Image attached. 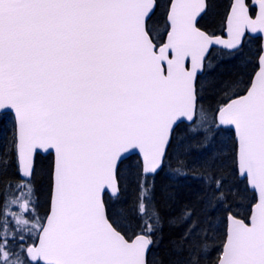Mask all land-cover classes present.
<instances>
[{"label": "snow or ice", "instance_id": "1", "mask_svg": "<svg viewBox=\"0 0 264 264\" xmlns=\"http://www.w3.org/2000/svg\"><path fill=\"white\" fill-rule=\"evenodd\" d=\"M159 8L0 0V110L13 113L0 133V264H264V43L221 84L215 108L197 87L210 46L239 52L264 34V0H228L223 36L200 24L207 0H166L157 17ZM226 130L230 154L189 159L193 139L208 148ZM41 151L53 156L44 213L33 182ZM130 152L140 157L135 198L119 219L105 196H119ZM166 165L202 182L195 202L167 216L155 183ZM165 225L182 231L161 254Z\"/></svg>", "mask_w": 264, "mask_h": 264}, {"label": "trees", "instance_id": "2", "mask_svg": "<svg viewBox=\"0 0 264 264\" xmlns=\"http://www.w3.org/2000/svg\"><path fill=\"white\" fill-rule=\"evenodd\" d=\"M165 2L166 0H161V8L157 10V17L162 15L164 11L163 4ZM227 5L228 0H208V10L205 18L200 20L201 26L209 31H215L216 34L222 33L224 13ZM248 44L249 47H247ZM259 47V38L246 37L244 47L240 50L241 52L244 51V56H237L235 55L237 52H230L220 48H214L211 51L205 62V72L208 70L209 63H211L209 68L211 73L205 80L203 79V74L197 81V87L201 90V95L203 97L200 103L203 104L205 109L215 108L220 99L221 84L224 81L235 77L240 70V65L247 62V56L251 57L250 61L254 63ZM230 54L232 55L230 56ZM251 66V64L248 65L249 68ZM11 126V120L9 122V119L6 116L0 117V133L11 128ZM186 126L187 125L183 123L176 129L172 146L169 149L170 158L172 157L171 152H174V150L179 147V137ZM232 136L233 133L230 130L221 131L217 140L208 148H203L199 145L196 139H193L189 159L200 161L207 157L210 152L218 151L225 146L230 154L232 148ZM187 143L188 142L185 141V146H187ZM136 161H138V156L133 155L123 161L120 165V194L114 198L109 196L105 198L108 202V210L111 215L115 216L113 209L116 211V208L121 211L122 218L132 211V205L135 198V184L132 176H123L121 172L129 163L134 165L136 164ZM51 167L52 156L50 154L46 156H37L33 182L37 189V196L39 197V209L43 213L47 210L48 206ZM133 167L135 168V165ZM196 175V170L190 169L189 174L186 176H172L169 174L168 165H166L165 168L155 177L156 199L158 201V206L161 208L165 216L171 214L176 208L184 203H193L196 201L202 187V182L196 178ZM229 179L232 180V177H229ZM243 187L244 184L241 183L240 188L243 189ZM162 191H166L169 194L168 197L163 196ZM236 203L241 205L238 208L240 212L243 213L246 211V200L238 198ZM235 206L236 205H234V207ZM222 215V211L218 210L217 218L219 219ZM181 231L182 229L179 227L169 228L165 225L160 248L154 249L153 251L162 254L166 248L170 247L169 242L179 237ZM222 232L223 228L221 226L220 232L217 235L222 236ZM212 243L218 244L219 239L210 242V244ZM215 254V252L212 253L213 256Z\"/></svg>", "mask_w": 264, "mask_h": 264}, {"label": "rangeland", "instance_id": "3", "mask_svg": "<svg viewBox=\"0 0 264 264\" xmlns=\"http://www.w3.org/2000/svg\"><path fill=\"white\" fill-rule=\"evenodd\" d=\"M247 47H249V44L247 45ZM244 51L243 52H241V51H239V52H237L235 55H237V56H244ZM217 54V53H216ZM234 54V53H233ZM232 54H230V56H231ZM247 58V61H250V59H251V57H246ZM210 65H211V63H209V67L207 68L208 70H206V72L204 73V75H203V79L205 80L209 75H210V73H211V71H210ZM212 68V67H211ZM212 70H213V68H212ZM175 151V150H174ZM172 153V156L174 155V152H171ZM135 165V164H134ZM134 165H132L131 163H129L128 165H127V167H125L124 169H122V175L123 176H132V178H133V174H134V172H135V168L133 167ZM113 206V205H112ZM39 211H40V209H39ZM113 211H114V213H115V216L117 217V218H119V219H123L122 217H121V211H119L117 208H116V211H115V209H113ZM41 213H43L42 211H40Z\"/></svg>", "mask_w": 264, "mask_h": 264}, {"label": "water", "instance_id": "4", "mask_svg": "<svg viewBox=\"0 0 264 264\" xmlns=\"http://www.w3.org/2000/svg\"><path fill=\"white\" fill-rule=\"evenodd\" d=\"M216 35H221V36H223L224 33H223V34H216ZM249 36H251V37H259L260 40H261V44L264 43V34H250ZM213 47H221V48H223V46H215V45H213V46H210V51H211V49H212ZM203 71H204V68H203V70H202L200 73H198V76L201 75V74L203 73ZM197 79H198V77H197ZM3 112H4V111L0 110V113H3ZM9 113H11V114L13 115L12 112H9ZM47 154H49V153H46V152L41 151L39 154H37V156H38V155L45 156V155H47ZM134 154H136V153H135V152H130V153L127 155L126 158H128V157H130L131 155H134ZM136 155L139 157L138 154H136ZM37 156L35 157V162H36V158H37ZM52 158H53V156H52ZM126 158H125V159H126ZM139 158H140V157H139ZM125 159H124V160H125ZM108 195H109V196H112V195H110V194H108ZM112 197H113V196H112Z\"/></svg>", "mask_w": 264, "mask_h": 264}, {"label": "flooded vegetation", "instance_id": "5", "mask_svg": "<svg viewBox=\"0 0 264 264\" xmlns=\"http://www.w3.org/2000/svg\"><path fill=\"white\" fill-rule=\"evenodd\" d=\"M207 4H208V0H207ZM208 10V9H207ZM207 13V12H206ZM206 13L204 14V16H203V18H205V16H206ZM202 18V19H203ZM201 19V20H202ZM3 115H5L8 119H9V122H10V120L13 122V117L10 115V114H8V113H1L0 114V117H5V116H3ZM49 193H50V191H49ZM48 204H49V200H48Z\"/></svg>", "mask_w": 264, "mask_h": 264}]
</instances>
